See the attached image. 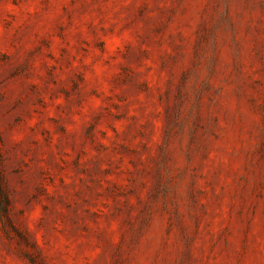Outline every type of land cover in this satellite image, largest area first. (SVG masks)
Returning <instances> with one entry per match:
<instances>
[{"label":"rangeland","instance_id":"374dc122","mask_svg":"<svg viewBox=\"0 0 264 264\" xmlns=\"http://www.w3.org/2000/svg\"><path fill=\"white\" fill-rule=\"evenodd\" d=\"M0 264H264V0H0Z\"/></svg>","mask_w":264,"mask_h":264}]
</instances>
